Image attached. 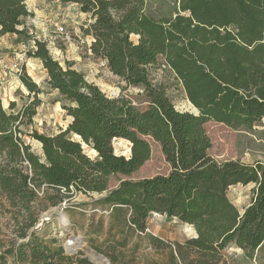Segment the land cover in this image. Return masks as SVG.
Here are the masks:
<instances>
[{
  "label": "trees",
  "instance_id": "1",
  "mask_svg": "<svg viewBox=\"0 0 264 264\" xmlns=\"http://www.w3.org/2000/svg\"><path fill=\"white\" fill-rule=\"evenodd\" d=\"M59 1L77 4L90 18L83 32L91 55L127 85L142 87L147 104L137 109L124 98L108 97L73 63L54 59L45 40L34 39L27 55L41 61L43 85L22 68L20 80L32 100L17 110L11 102L7 111L0 97V196L21 217L0 264H91L33 229L39 196L55 205L69 192L105 193L101 203L129 210L125 224L137 232H145L152 214L192 225L196 236L175 243L171 264H220L230 244L250 256L264 248V161L217 162L208 153L204 128L209 120L250 128L264 119V0H177L170 15L151 13L148 0ZM30 14L25 0H0V34H23ZM159 57L197 113L177 110L150 82L148 67ZM41 88L58 93L71 118L53 135L24 129L37 113ZM24 136L40 143L41 156ZM149 138L160 143L171 164L168 173L119 179L110 187L111 177L129 176L150 158ZM117 139L130 142L128 156L114 152ZM250 183L253 195L239 213L227 190Z\"/></svg>",
  "mask_w": 264,
  "mask_h": 264
},
{
  "label": "rangeland",
  "instance_id": "2",
  "mask_svg": "<svg viewBox=\"0 0 264 264\" xmlns=\"http://www.w3.org/2000/svg\"><path fill=\"white\" fill-rule=\"evenodd\" d=\"M177 0H148L151 13L170 15ZM30 16L23 19L24 33L0 34V97L5 110L15 102L13 110L32 100L33 96L20 80L21 72L10 68L12 62L23 51L29 49L31 40L44 36L52 41L49 45L50 55L64 66L66 61L73 63L88 82L97 85L108 97L124 98L132 106L142 109L147 99L142 87L127 85L119 77L113 75L107 67L99 64L89 51V43L83 29L87 25V17L75 3H63L59 0H25ZM56 25L62 26L63 33L56 32ZM18 28H22L19 26ZM136 41V37H131ZM88 45V46H87ZM22 68L34 81L41 83L42 69L38 59L26 56ZM162 58L148 67L149 80L153 85L160 86L175 108L179 111L197 113L196 108L186 99L184 90L169 68L161 66ZM37 84V83H36ZM40 105L33 117L31 126L25 130L36 129L48 135L66 129L71 118L62 108L64 101L58 93L41 88L38 94ZM205 131L211 141L209 155L217 162L239 160L245 164L264 161V119L254 123L250 128H232L223 123L209 120L204 124ZM78 140L75 135H70ZM30 144L31 151L42 155L40 143L24 136ZM150 158L129 176L117 175L110 178V187H115L119 179L138 180L158 174H166L171 164L164 155L159 142L149 138ZM130 142L117 139L113 141L114 152L128 156ZM91 157L95 153L83 146ZM255 185L236 184L227 190V196L242 213L250 203ZM51 193V191H48ZM104 194L66 193L64 200L52 205L45 195H40L34 205L37 222L33 229L45 240L55 242L53 245L69 244L75 247L73 254L79 259H87L91 264H171L170 251L175 243H183L186 239L196 236L190 224L180 222L176 218L161 214H152L147 219L145 232L130 229L125 220L129 210L113 211L101 203ZM67 222L63 224L62 217ZM21 217L11 212V207L0 196V252L7 247L8 241L16 236L17 221ZM149 236L157 241L154 243ZM123 244V245H121ZM113 254V257H112ZM220 264H264V248L254 251L251 256L234 244L228 245L223 251ZM102 256V257H101ZM115 257V259H114ZM107 260V261H104ZM9 260V259H7ZM78 264V262H74Z\"/></svg>",
  "mask_w": 264,
  "mask_h": 264
},
{
  "label": "built area",
  "instance_id": "3",
  "mask_svg": "<svg viewBox=\"0 0 264 264\" xmlns=\"http://www.w3.org/2000/svg\"><path fill=\"white\" fill-rule=\"evenodd\" d=\"M56 32L57 33H60V34H62L63 33V28H62V26H57L56 25ZM34 39H38L39 40V38H33L32 40H31V45L29 46V49H27V50H23L19 55H18V57L12 62V64L10 65V68L11 69H13V70H15V71H17V72H21L22 71V65H23V62H25V60H26V56H27V52L30 50V49H33L34 48ZM86 41L88 42V43H90V38H88L87 37V39H86ZM99 64L102 66V67H107L106 66V63H105V61L104 60H99Z\"/></svg>",
  "mask_w": 264,
  "mask_h": 264
},
{
  "label": "crops",
  "instance_id": "4",
  "mask_svg": "<svg viewBox=\"0 0 264 264\" xmlns=\"http://www.w3.org/2000/svg\"><path fill=\"white\" fill-rule=\"evenodd\" d=\"M84 14V13H83ZM86 17H87V22H89L90 21V18L86 15V14H84ZM43 38H45L46 39V41H47V38L44 36ZM87 38V37H86ZM45 39H43V40H45ZM51 40V39H50ZM49 39H48V43H47V49H49V45L50 44H53L52 43V41H50ZM88 46V45H87ZM38 61H40V60H38ZM40 63H41V61H40ZM41 69H42V80H41V83L39 84L38 82H35V83H37V85L38 86H42L43 85V82H44V80L47 78V75H46V72H45V70L43 69V67H42V64H41Z\"/></svg>",
  "mask_w": 264,
  "mask_h": 264
},
{
  "label": "water",
  "instance_id": "5",
  "mask_svg": "<svg viewBox=\"0 0 264 264\" xmlns=\"http://www.w3.org/2000/svg\"><path fill=\"white\" fill-rule=\"evenodd\" d=\"M63 248H64V250H65V252L67 253V254H73L75 251H76V249H75V247H70V245L69 244H64L63 245ZM102 257V256H101ZM104 261H107V260H105L104 259ZM108 262V261H107Z\"/></svg>",
  "mask_w": 264,
  "mask_h": 264
},
{
  "label": "bare ground",
  "instance_id": "6",
  "mask_svg": "<svg viewBox=\"0 0 264 264\" xmlns=\"http://www.w3.org/2000/svg\"><path fill=\"white\" fill-rule=\"evenodd\" d=\"M77 137V136H76ZM62 222H63V224H66V222H67V219H66V217H62Z\"/></svg>",
  "mask_w": 264,
  "mask_h": 264
}]
</instances>
